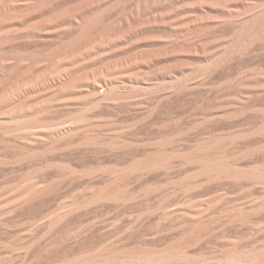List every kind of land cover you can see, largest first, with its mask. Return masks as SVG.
Here are the masks:
<instances>
[{"label": "rangeland", "instance_id": "obj_1", "mask_svg": "<svg viewBox=\"0 0 264 264\" xmlns=\"http://www.w3.org/2000/svg\"><path fill=\"white\" fill-rule=\"evenodd\" d=\"M0 264H264V0H0Z\"/></svg>", "mask_w": 264, "mask_h": 264}]
</instances>
